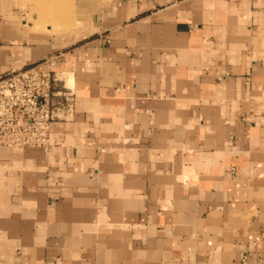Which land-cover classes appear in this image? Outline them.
Listing matches in <instances>:
<instances>
[{
  "label": "crops",
  "instance_id": "crops-1",
  "mask_svg": "<svg viewBox=\"0 0 264 264\" xmlns=\"http://www.w3.org/2000/svg\"><path fill=\"white\" fill-rule=\"evenodd\" d=\"M77 10L51 35L0 0V77L73 93L50 148L0 147V264H264V0Z\"/></svg>",
  "mask_w": 264,
  "mask_h": 264
},
{
  "label": "built area",
  "instance_id": "built-area-1",
  "mask_svg": "<svg viewBox=\"0 0 264 264\" xmlns=\"http://www.w3.org/2000/svg\"><path fill=\"white\" fill-rule=\"evenodd\" d=\"M37 66L0 77V147L25 152L51 146V126L72 111L73 93Z\"/></svg>",
  "mask_w": 264,
  "mask_h": 264
},
{
  "label": "rangeland",
  "instance_id": "rangeland-1",
  "mask_svg": "<svg viewBox=\"0 0 264 264\" xmlns=\"http://www.w3.org/2000/svg\"><path fill=\"white\" fill-rule=\"evenodd\" d=\"M77 1L23 0L24 16L35 25V28L44 32H46L47 26H50L51 31L47 32L48 34L72 33L78 26Z\"/></svg>",
  "mask_w": 264,
  "mask_h": 264
}]
</instances>
